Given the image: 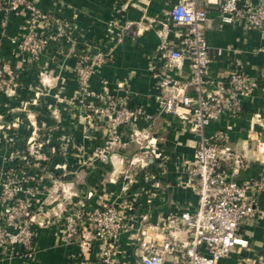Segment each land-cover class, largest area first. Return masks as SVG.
Segmentation results:
<instances>
[{
	"label": "crops",
	"instance_id": "obj_1",
	"mask_svg": "<svg viewBox=\"0 0 264 264\" xmlns=\"http://www.w3.org/2000/svg\"><path fill=\"white\" fill-rule=\"evenodd\" d=\"M26 1L36 12L69 24V30L66 39L51 43L33 59L18 47L17 39L33 24L37 32L44 25L34 21L33 11L26 7L7 13L4 27L0 15V73L6 79L11 73L12 80L0 92V183L13 176L21 189L18 197L30 199L36 248L29 256L0 252V264H102L100 242L92 239L85 249L77 239L66 241L62 217L105 206L125 215L111 264H141L139 241L145 226L146 240H160L169 231L184 242V231L165 227L196 206L189 165L199 137L161 111L152 77L162 65L157 51L161 35L172 45L178 43L180 30L167 19L175 0ZM207 16L205 40L221 54L212 55L206 79L225 81L230 71L239 69L256 85L251 98L241 102L238 116L224 114L204 129L206 139L225 136L233 153L242 158L234 177L242 183L264 174V36L221 24L213 10ZM128 23L136 35L121 32ZM85 51L109 53L110 60L95 70L88 94L79 97L75 68ZM173 76L186 84L188 62L182 61ZM209 85L205 93L214 90ZM185 92L195 97L188 85ZM110 101L139 107L148 118L137 122V130L145 131L142 137L134 140L130 129L121 127L120 144L104 150L109 137L106 119L92 115L88 107L106 108ZM136 159L145 165L136 164ZM150 175L156 182L146 179ZM257 204L264 209V194L258 195ZM86 227V222L80 224ZM238 235L246 243L233 247L216 264H264V217L241 227ZM162 264L186 263L172 254Z\"/></svg>",
	"mask_w": 264,
	"mask_h": 264
},
{
	"label": "built area",
	"instance_id": "obj_2",
	"mask_svg": "<svg viewBox=\"0 0 264 264\" xmlns=\"http://www.w3.org/2000/svg\"><path fill=\"white\" fill-rule=\"evenodd\" d=\"M20 7L32 10L34 21L44 25L41 32H37L33 24L17 39L18 47L31 58L37 59L51 43L66 39L69 24L36 12L26 0H0L1 26H5V15ZM209 10L216 12L221 24H236L243 29L257 30L264 36V0H175L170 4L167 19L180 31L176 33V45H172L164 34L160 37L157 51L162 65L152 74L157 90L155 100L163 113L178 118L186 130L199 137L189 165L197 202L193 211L183 212L165 227L174 233L184 231V242L169 231L160 240H146L145 231L149 227L141 229V264H162L164 257L172 254L186 264H216L227 257L233 247L246 243L238 235L241 227L264 217V209L257 204L258 195L264 194V174L238 183L234 177L242 167V158L233 153L225 136L212 140L204 136V129L222 115L238 116L241 102L251 98L256 86L239 69L230 71L225 81L210 83L206 79L212 55L221 54L220 49L209 47L204 37ZM120 30L125 36L137 33L130 23ZM109 60L110 54L101 51H85L79 55L75 68L79 97L88 94L91 76ZM182 61L189 65L186 84H180L173 76V70ZM10 75L7 72L6 79L0 73V92L6 91L11 84ZM208 84L214 88L211 93H205ZM186 85L195 91V97L186 94ZM88 108L92 115L106 119L109 137L104 150L120 144L118 130L121 127L129 128L130 138L134 140L145 134V131L137 130L138 120L148 118L139 107L129 108L110 101L106 108ZM135 163L145 165L143 159H136ZM146 179L156 182L153 175ZM20 191L13 176L0 183V252L10 257L29 256L36 250L35 235L31 230L35 215L31 213L30 199L18 197ZM84 222L87 227L80 228ZM124 227L125 215L114 206H105L90 214L72 212L62 217L66 241L77 239L85 249L90 248L92 239L100 242L102 264L113 262L114 239Z\"/></svg>",
	"mask_w": 264,
	"mask_h": 264
}]
</instances>
